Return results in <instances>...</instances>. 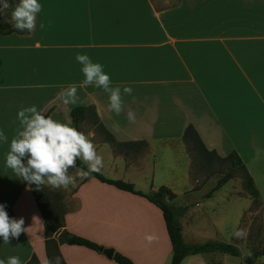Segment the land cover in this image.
Segmentation results:
<instances>
[{
	"label": "crops",
	"instance_id": "obj_1",
	"mask_svg": "<svg viewBox=\"0 0 264 264\" xmlns=\"http://www.w3.org/2000/svg\"><path fill=\"white\" fill-rule=\"evenodd\" d=\"M38 2L42 11L34 32L0 33V130L9 138V143L0 142V204L7 205L10 217L25 220L19 238L5 244L0 237V260L17 256L28 264L36 256L40 264L50 261L37 200L5 166L20 127L18 112L31 106L71 127L73 108L93 106L118 142H147L144 153L126 157L96 131H83L88 120L80 129L103 157L99 172L105 177L132 183L146 194L170 187L176 194L172 206L187 208L180 222L188 244L220 242L215 238L220 223L205 216L206 199L214 192L209 195L207 187L197 184L183 139L189 125L208 151L221 158L239 155L260 193L264 214V0ZM77 54L103 65L113 87L132 89V96L123 97L120 115L108 111L102 89L80 87L84 76ZM69 85L77 86L79 100L64 106L57 94L60 86ZM128 111L135 113V123L127 119ZM159 168L166 174L162 181ZM176 171L183 172L184 185H177ZM180 186L184 190H177ZM45 189L64 195L66 229L72 234L112 248L135 264L171 263L163 213L145 197L91 173L86 179L74 177L67 188ZM181 196L187 199L181 201ZM59 252L66 264H118L85 246L61 244ZM218 253H199L200 261L193 258L199 255L188 256L182 264H223Z\"/></svg>",
	"mask_w": 264,
	"mask_h": 264
},
{
	"label": "clouds",
	"instance_id": "obj_2",
	"mask_svg": "<svg viewBox=\"0 0 264 264\" xmlns=\"http://www.w3.org/2000/svg\"><path fill=\"white\" fill-rule=\"evenodd\" d=\"M9 10L10 15H9ZM42 11L38 0H19L14 7L9 0H0V16L4 23L11 25L16 32L31 34L36 29L37 16ZM41 29L45 24L41 23ZM76 61L82 66L84 80L80 87L94 86L102 89L108 96V111L120 115L124 110V96H132L130 87H113L111 77L105 73L103 65L94 63L87 55L77 54ZM57 99L64 106L76 104L79 100L77 86H60ZM132 102L136 99L133 96ZM20 127L11 139L6 153L5 166L21 178L29 186L42 191L44 186L67 188L76 176L86 179L90 173L99 172L103 168V157L98 154L94 143L75 127L46 116L43 110L36 106L23 108L17 116ZM127 119L135 123L136 115L128 111ZM0 142L9 143L8 136L0 130ZM26 161V163H25ZM86 166L78 167L77 162ZM70 169L74 172L70 173ZM7 205L0 204V237L5 244L10 238H19L25 231V220L12 218L6 211ZM246 230L239 229L233 235L244 238ZM151 241L152 237H147ZM0 264H21L20 258L12 256L7 262ZM48 264H61V257H54Z\"/></svg>",
	"mask_w": 264,
	"mask_h": 264
},
{
	"label": "trees",
	"instance_id": "obj_3",
	"mask_svg": "<svg viewBox=\"0 0 264 264\" xmlns=\"http://www.w3.org/2000/svg\"><path fill=\"white\" fill-rule=\"evenodd\" d=\"M17 2L19 3V0H17ZM9 3L12 4L13 7L16 5L15 0H9ZM15 32L16 31L11 27V25L3 23L2 17L0 16V33L4 35H9ZM16 33L21 35L27 34L26 32ZM71 118L73 120L75 128L77 129H81L82 123L85 120H92V124L95 126L96 132L99 135L103 136L104 142L109 143L115 153L117 152L118 154H122L126 157L131 155V153L138 156L144 153V151H146L148 147L147 142L145 141L137 143L118 142L114 138V136L109 133V131L100 122L96 109L93 106H77L73 108L71 111ZM183 139L187 145L191 157L193 158L194 168H196L197 158H202L203 156H207L209 158L215 156L222 161H231L234 168L240 167L244 171V180L246 183L245 185L250 193V196L253 199L254 207H262V200L260 197V193L255 186L254 179L249 174L246 169V166L243 164L242 159L236 152L231 153L226 158H221L217 156L216 153L208 151L193 125H189L187 127ZM77 166L87 170L86 166L80 164L79 161L77 162ZM91 174L103 183L107 182V184L113 185L118 189L145 197L162 211L168 231V236L172 244L171 247L173 248V257L170 264H182V262L188 256L199 255V253L205 254L210 252H220L232 256L240 255V250L236 246L223 242L208 241L201 244H188L184 239L182 225L180 222V217L186 213L187 208H177L172 206L171 201L176 198V194L172 192L170 187L168 188L167 186H162L158 191L146 194L142 191L137 190L135 185L132 183H128L123 180L109 179L100 172H95ZM232 178L233 171L223 177L216 185V187L212 190V192L220 188ZM24 184L26 186H29L25 182ZM29 188L33 192L37 203L41 209V212L43 213V217L45 220L46 235L45 244L50 260L57 256L61 257L59 252V246L61 244H74L79 246H85L99 253H103V246L84 237L72 234L66 229V205L63 202L64 195L61 192L49 193L46 191L45 186L43 187L42 191L36 190L34 185L29 186ZM212 192L209 193V195H211ZM262 255L264 256V246L261 249H256V247L252 248L247 260L248 264H256L257 260ZM113 260L116 261L118 264H135L130 258L119 252H115ZM28 264H40V262L36 256H33V258ZM61 264H66L62 257Z\"/></svg>",
	"mask_w": 264,
	"mask_h": 264
},
{
	"label": "rangeland",
	"instance_id": "obj_4",
	"mask_svg": "<svg viewBox=\"0 0 264 264\" xmlns=\"http://www.w3.org/2000/svg\"><path fill=\"white\" fill-rule=\"evenodd\" d=\"M15 1L17 4V0ZM10 11L11 10H9V15ZM1 17L4 21V17ZM82 130L96 131L95 126L92 124V120L88 119ZM99 137L100 140L104 142L103 136L99 135ZM116 154L118 153L116 152ZM231 171H233V178L213 191L214 195L211 200L210 198L206 199L207 203L205 209L207 214L205 216H207L210 221L211 219L217 218V221L220 223L218 226L219 234L215 237L218 241L234 245L240 250L239 256H232L219 252L217 254L218 259L220 261L222 260L223 264H248L247 260L251 253V249L255 247L256 249H261L264 246V214L263 205L260 208H256L252 203L253 199L245 185L244 171L240 167L234 168L231 161H222L215 156L210 158L203 156L202 158H197L193 175L198 181V185H204V187H207V189L212 192L219 181L231 173ZM174 175H176L175 181L177 185H184L183 172L176 171ZM163 176L166 177V174L162 173L159 168L157 170L159 181H162L160 178ZM186 185L187 184H185V187ZM177 188L179 191L184 190L183 186ZM183 197L184 196H181V201L187 199ZM203 199L204 197L201 200ZM250 205L251 207H249ZM239 229L246 230L247 234L244 238L237 239L233 235L234 231ZM193 258L200 261L202 255L199 254V256ZM256 264H264L263 255L257 260Z\"/></svg>",
	"mask_w": 264,
	"mask_h": 264
},
{
	"label": "water",
	"instance_id": "obj_5",
	"mask_svg": "<svg viewBox=\"0 0 264 264\" xmlns=\"http://www.w3.org/2000/svg\"><path fill=\"white\" fill-rule=\"evenodd\" d=\"M78 130L81 131L80 129ZM103 253L108 259H113L115 251L112 248H106V249H103Z\"/></svg>",
	"mask_w": 264,
	"mask_h": 264
}]
</instances>
